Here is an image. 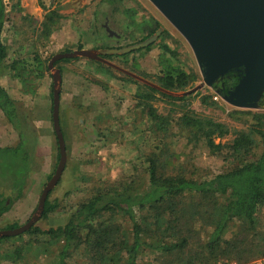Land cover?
I'll use <instances>...</instances> for the list:
<instances>
[{
	"label": "trees",
	"instance_id": "obj_1",
	"mask_svg": "<svg viewBox=\"0 0 264 264\" xmlns=\"http://www.w3.org/2000/svg\"><path fill=\"white\" fill-rule=\"evenodd\" d=\"M115 1L110 0V3ZM40 4L47 11L41 23V33L49 39L59 27L63 15L44 2ZM13 13V6L9 9L6 0H0V81L8 70H12V77L28 87L33 83V77L43 78L46 72H50V59L37 58L36 68L19 60L8 63L9 47L4 40V32ZM160 27L158 21L147 22L143 28L146 35L139 42L153 36ZM101 29L106 32L105 27ZM103 35L88 37L90 41L101 44L98 49L114 48L105 46L111 38L107 32L106 36ZM165 35L166 32L159 39L161 50L165 55L177 58L176 51L165 43ZM154 45L133 54L150 52ZM83 48L82 44L78 46V49ZM130 55L117 57L127 58ZM114 57L105 58L112 61ZM72 61L63 60L56 66L63 73L60 63ZM92 62L99 71L116 77L118 72L113 68ZM121 75L123 81L140 85L136 95V115L138 120L148 118L152 136L158 142V146L146 158L148 166L144 174L88 190L89 198L78 205L64 226L44 230L37 224L23 234L32 239L21 244L15 242L23 235L0 238V249L8 245L3 259L11 264H30L28 260L32 254L35 264H43L40 262L41 255L53 257L57 254L54 264H71L73 259L76 262L72 264H140L141 255L150 252L163 257L162 264H197L200 260V264H217L218 259H225L226 263L230 260L249 263L264 257V230L261 229L260 219L264 208V112L234 110L230 114L232 119L249 126L236 131L232 141L216 143L217 139L231 133L225 123L190 110L172 119L161 114L154 106L158 94L184 103L193 94L184 97L169 95L125 74ZM138 75L149 80L145 74ZM242 75L243 72L233 71L220 79L213 89L219 91L222 97L229 96ZM199 80L198 73L166 63L162 64L157 79L149 81L169 92L182 93L194 87ZM203 102L219 107L212 96L203 97ZM259 102L264 104V93ZM0 111L20 137L17 146L0 147V186L2 181L8 182L7 191L14 195L10 198L6 196L7 191H0L1 220L23 196L35 166L38 135L28 115L22 113L1 82ZM63 132L65 136L64 129ZM179 135L186 139L188 146L204 144L212 156L232 163L231 167L208 178H196L197 171L187 175L176 164L180 153L176 152L174 146ZM260 149L261 154H258ZM51 193L42 220H47L60 208L57 200L50 199ZM19 226V223H12L0 227V230H13ZM232 227L236 231L231 239H227Z\"/></svg>",
	"mask_w": 264,
	"mask_h": 264
},
{
	"label": "rangeland",
	"instance_id": "obj_2",
	"mask_svg": "<svg viewBox=\"0 0 264 264\" xmlns=\"http://www.w3.org/2000/svg\"><path fill=\"white\" fill-rule=\"evenodd\" d=\"M6 2L9 9L13 6L14 12L4 32L11 62L24 61L26 65L36 68L37 58L51 60L55 54L61 53L56 50L67 43L66 50L71 51L78 49L80 44L85 49H98L101 44L97 41H89L88 36L98 34L106 36V32L101 27L107 22L111 30L120 35V38L110 37L111 40L105 46L127 47L138 43L146 35L143 31L146 23L150 24L155 20L164 28L166 32L164 41L176 51L177 58L165 55L160 48L161 41L158 40L150 52L131 54L127 58L116 56L112 62L133 73L145 74L149 80H156L162 64L166 63L187 72H196L200 75V80L188 91L203 82L190 45L150 0H116L113 4L110 0H6ZM41 2L63 15L59 27L53 32L54 41L45 38L41 33V23L47 14V11L41 7ZM60 67L66 71L64 75L66 83L61 93L63 94L61 124L66 132L69 162L62 180L50 196L52 201L57 200L60 208L47 220L38 223L44 230L64 226L78 205L89 198L88 190L98 185L130 180L139 173L144 174L148 166L146 158L158 146V142L152 136L148 118L138 120V114L136 115L135 103L139 84L123 81L124 77L118 71L116 77L99 71L95 63L86 59L73 60L69 63L61 62ZM44 77H33V83L28 87L21 80L14 79L12 73L3 80L12 97L16 102L18 101L22 113L28 115L36 129L38 149L34 159V170L23 196L1 218V228L12 223H19L21 226L30 220L37 209L43 189L49 182V176L55 173L59 163L57 159L59 149L53 128V78L51 72H46ZM46 77L51 82L47 104L39 98L40 92L44 89L48 91ZM29 93L37 95L31 96ZM219 93L213 88L206 87L193 94L186 103L172 101L158 94L154 106L161 114L171 116L172 119H177L186 110H190L202 117L225 123L230 127L231 133L223 139H217L216 143H227L235 138L236 131L243 130L249 125L232 119L230 114L238 108L231 105ZM205 96H212L219 107L205 104L203 102ZM43 105L48 107L47 119L42 112ZM254 110L264 112V104L259 102L258 108ZM94 111H98L97 114ZM175 132L177 133L178 130L176 129ZM123 140L128 141V145L124 144L123 148H119ZM19 142V133L6 121L0 111V147H15ZM174 148L180 153L176 163L177 168L184 170L187 175L197 171L198 179L219 174L232 165L219 157L212 156L204 144H199L198 147L188 146L186 139L181 136L175 139ZM258 154H261V149ZM6 184L8 182L2 181L1 192L9 189ZM12 195L7 191V197L12 198L14 196ZM260 219L261 225L264 226V208ZM262 226L261 229L264 230ZM235 231V227H232L226 238L231 239ZM200 236L204 237L203 234ZM31 239V236L23 235L15 243L21 244ZM7 248L8 245H3L0 249V264H11L3 259V252ZM41 256L40 262L42 261L43 264H54L57 261V254L53 257L46 254ZM263 258H257L249 263H239L237 260L226 263L225 259H218L217 264H250ZM74 261L75 259L70 263ZM163 261L164 258H160L159 254L150 252L140 257V264H162ZM28 262L35 264L32 254ZM201 262L202 260L197 264Z\"/></svg>",
	"mask_w": 264,
	"mask_h": 264
},
{
	"label": "water",
	"instance_id": "obj_3",
	"mask_svg": "<svg viewBox=\"0 0 264 264\" xmlns=\"http://www.w3.org/2000/svg\"><path fill=\"white\" fill-rule=\"evenodd\" d=\"M190 45L197 60L202 84L172 93L159 85L126 70L106 56H124L144 50L160 39L164 28L145 41L122 48L76 49L55 54L48 64L53 78V128L59 149V163L43 189L36 211L30 220L13 230H0V238L18 237L29 232L43 218L46 203L55 190L68 163L67 144L61 125L63 74L56 63L86 59L100 62L136 81L173 96H190L213 86L229 73L243 72L239 84L224 99L238 109L253 110L264 93V0H150ZM110 37L120 38L106 25Z\"/></svg>",
	"mask_w": 264,
	"mask_h": 264
},
{
	"label": "crops",
	"instance_id": "obj_4",
	"mask_svg": "<svg viewBox=\"0 0 264 264\" xmlns=\"http://www.w3.org/2000/svg\"><path fill=\"white\" fill-rule=\"evenodd\" d=\"M53 34L54 33H52V35L50 36V39L51 40H53L54 41V38H53ZM81 39H82V37H81ZM52 41V42H53ZM89 41H90V39H89ZM75 43V42H74ZM67 46H68V43L67 44H65V45H63V46H61L59 49H58V51L56 50V52H62V51H64V50H66V48H67ZM10 58H11V54H10V51H9V58H8V63L9 64H11V63H13L14 61H10ZM63 70V69H62ZM11 73H12V70H8L5 74H4V76L1 78V85L9 92V94L11 95V93H10V91H9V89H8V87L6 86V85H4L3 84V80H4V78H7L8 76H10L11 75ZM63 89H64V87H65V83H66V81L64 80V75L66 74V71L65 70H63ZM45 78V77H44ZM46 86H48V91H46L45 89H44V91H42V92H40V99H41V101H44V102H46L45 104H47V102H48V98H49V86H50V81H49V79H47V77H46ZM26 94H28V93H26ZM29 94H31V96H35V95H37L36 93H29ZM63 95V94H62ZM62 95H61V101H62ZM12 96V95H11ZM15 101H16V99L14 98V97H12ZM18 102V101H17ZM42 112H44V114H45V117H46V119L48 118L47 117V115H48V107H47V105H43V111ZM95 112V114H97V112L98 111H94ZM92 124H94V120H92ZM37 127V126H36ZM66 133V132H65ZM65 136H66V134H65ZM120 137V136H119ZM128 141H122L121 142V144L122 145H120V147L119 148H123V145L124 144H126V145H128V143H127Z\"/></svg>",
	"mask_w": 264,
	"mask_h": 264
},
{
	"label": "built area",
	"instance_id": "obj_5",
	"mask_svg": "<svg viewBox=\"0 0 264 264\" xmlns=\"http://www.w3.org/2000/svg\"><path fill=\"white\" fill-rule=\"evenodd\" d=\"M231 264H233V263H231ZM250 264H264V258L259 260V261H257V262L250 263Z\"/></svg>",
	"mask_w": 264,
	"mask_h": 264
},
{
	"label": "flooded vegetation",
	"instance_id": "obj_6",
	"mask_svg": "<svg viewBox=\"0 0 264 264\" xmlns=\"http://www.w3.org/2000/svg\"><path fill=\"white\" fill-rule=\"evenodd\" d=\"M106 25H108L109 26V24H108V22L107 23H105L103 26L105 27ZM105 29H106V27H105ZM106 32H107V30H106ZM108 33V32H107ZM114 38H116V37H114ZM229 95V94H228Z\"/></svg>",
	"mask_w": 264,
	"mask_h": 264
}]
</instances>
